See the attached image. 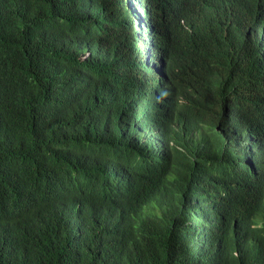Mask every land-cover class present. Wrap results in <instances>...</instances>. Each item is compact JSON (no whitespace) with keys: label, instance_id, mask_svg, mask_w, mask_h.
<instances>
[{"label":"trees","instance_id":"1","mask_svg":"<svg viewBox=\"0 0 264 264\" xmlns=\"http://www.w3.org/2000/svg\"><path fill=\"white\" fill-rule=\"evenodd\" d=\"M0 264H264V0H0Z\"/></svg>","mask_w":264,"mask_h":264},{"label":"clouds","instance_id":"2","mask_svg":"<svg viewBox=\"0 0 264 264\" xmlns=\"http://www.w3.org/2000/svg\"><path fill=\"white\" fill-rule=\"evenodd\" d=\"M133 73H134V72H133ZM134 74H136V75H137V73H134ZM143 74H144V76H147V74L145 73V71H144V73H143Z\"/></svg>","mask_w":264,"mask_h":264}]
</instances>
